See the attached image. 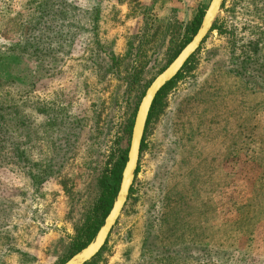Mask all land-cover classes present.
Instances as JSON below:
<instances>
[{"label":"rangeland","instance_id":"1","mask_svg":"<svg viewBox=\"0 0 264 264\" xmlns=\"http://www.w3.org/2000/svg\"><path fill=\"white\" fill-rule=\"evenodd\" d=\"M183 1L0 0V264H64L94 239L101 178L211 0ZM213 26L156 97L86 264H264V0H223Z\"/></svg>","mask_w":264,"mask_h":264},{"label":"water","instance_id":"2","mask_svg":"<svg viewBox=\"0 0 264 264\" xmlns=\"http://www.w3.org/2000/svg\"><path fill=\"white\" fill-rule=\"evenodd\" d=\"M223 0H211L201 21L200 27L190 42L179 52L176 58L151 82L142 97L136 111L131 130L127 159L121 173V180L112 207L104 219L94 239L80 252L73 255L64 264H86L92 260L105 245L109 234L116 224L132 188L140 158L141 144L150 114L158 93L181 71L186 62L199 49L211 31Z\"/></svg>","mask_w":264,"mask_h":264},{"label":"trees","instance_id":"3","mask_svg":"<svg viewBox=\"0 0 264 264\" xmlns=\"http://www.w3.org/2000/svg\"><path fill=\"white\" fill-rule=\"evenodd\" d=\"M202 18H203V10L199 11L194 16V18L192 19L191 23L189 24V29L191 30L192 34L195 33V31L197 30V27L201 24ZM214 29H215V27L213 26V28L211 30H214ZM187 62H186V64H187ZM175 78H177V77H175ZM173 80L170 83H168L163 89H161V91L156 96L157 98L166 89H168L170 87V85L173 82ZM150 116H151V114H149L146 126L148 125ZM133 122L134 121L132 120L130 122V124L128 125V127L125 129V133H126V136L128 137V139L130 138V135H131ZM143 147H144V144H143V141H142L141 150L143 149ZM126 154H127V149H125L121 153L120 157L114 163L112 168L106 173V175L102 176V178H101V181H100L101 193H100V197L98 199V203L96 205V211L102 217L101 223L103 222V219L109 213V211H110V209L112 207V204H113V202L115 200V197L117 195L119 184H120V180H121V173H122L123 167H124L125 162H126ZM99 223L100 222L98 221L96 225H91V226L87 225L85 227L83 235L86 238V241H82V240L78 239L76 241V245L74 247L75 252L80 251L82 248H84L87 245L88 242H90L93 239V236L95 235V233L97 232L98 228L100 227L99 225L101 223L100 224Z\"/></svg>","mask_w":264,"mask_h":264},{"label":"crops","instance_id":"4","mask_svg":"<svg viewBox=\"0 0 264 264\" xmlns=\"http://www.w3.org/2000/svg\"><path fill=\"white\" fill-rule=\"evenodd\" d=\"M182 1H183V0H182ZM183 2H184V1H183ZM198 7H199V6L192 7V13H191V16H190V17H193V16L195 15V13H196Z\"/></svg>","mask_w":264,"mask_h":264}]
</instances>
